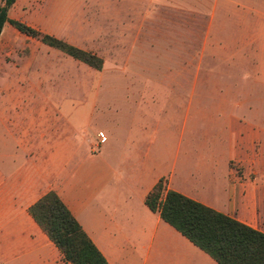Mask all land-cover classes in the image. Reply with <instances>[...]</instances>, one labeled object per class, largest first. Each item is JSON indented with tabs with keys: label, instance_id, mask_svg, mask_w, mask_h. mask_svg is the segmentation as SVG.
Here are the masks:
<instances>
[{
	"label": "crops",
	"instance_id": "obj_1",
	"mask_svg": "<svg viewBox=\"0 0 264 264\" xmlns=\"http://www.w3.org/2000/svg\"><path fill=\"white\" fill-rule=\"evenodd\" d=\"M105 3L119 10L116 15L123 20L105 32L149 29L192 33L191 23L162 28L156 18L182 17L185 22L207 18L205 26L197 30L205 32V72L194 73L192 67L175 72L165 67L138 73L139 87L122 93L140 99V113L130 114L126 122H113L103 131L104 140L98 137L102 130L90 136L95 106L79 107L84 114L80 124L75 116L73 122L62 125L42 123L37 138H14L10 154H0V264H69L29 215V208L49 191L57 194L108 264H217L164 223L158 213L151 212L145 198L164 180L166 190L264 233V139L250 131L247 136L239 133L227 144L226 123L231 138L236 122L233 118L226 122L224 113L220 117L219 112L231 92L230 66L236 59L224 57L226 50L221 52L208 42L209 34L223 32L231 16L241 31L242 14L250 21L261 19L262 24L254 30L264 33V0ZM130 17L138 18L137 23L143 26L130 27ZM224 17L229 19L215 23V18ZM147 18H154L152 27L144 25ZM6 25L0 41L5 39ZM157 41L159 47H180L175 41L168 45ZM233 43L236 49L247 47L241 41ZM256 44L264 49V41ZM260 58L251 59L252 65L264 64ZM219 63L225 67L221 74L216 71ZM159 64L173 66L177 62L162 60ZM196 95H205V128L201 130L193 125ZM54 112L72 116L65 106L54 108ZM237 165L247 166L248 171L241 175ZM249 176H255V182Z\"/></svg>",
	"mask_w": 264,
	"mask_h": 264
},
{
	"label": "rangeland",
	"instance_id": "obj_2",
	"mask_svg": "<svg viewBox=\"0 0 264 264\" xmlns=\"http://www.w3.org/2000/svg\"><path fill=\"white\" fill-rule=\"evenodd\" d=\"M118 13L119 10L106 5L105 0L16 1L8 12L9 19L91 52L102 58L104 64L100 71H95L18 33L7 24L5 39L0 41V154H10L14 138H37L42 123L62 125L73 122L76 116V122L80 124L83 121L80 117L84 116L78 111L80 106L96 107L95 117L89 124L90 136L94 137L97 130H102L98 133L106 137L104 132L113 122H126L130 114L138 116L140 113L137 108L140 99L135 96L126 98L122 93L124 89L139 87L136 75L140 72H153L154 68L163 70L165 67L175 72L190 67L194 73L205 72V47H202L205 32L197 30L205 26L207 18H188L186 22L182 17L156 18L162 28L191 23L195 30L192 33L152 32L149 29L142 32H105L109 26L122 24V17L116 15ZM228 19L215 18L214 21L218 23L219 20L221 24ZM230 19L223 32L211 33L208 38L212 47L218 46L221 52L226 50L222 54L224 57L235 58V63H240L239 66L235 63L230 66L231 92L226 95L224 109L219 112L220 117L224 113L226 122L229 118L236 122L231 138L226 123L227 144L230 139L238 138L239 133L247 136L250 131L264 139V64L256 67L250 61L257 56L264 58L263 47L256 44V41H264V33L254 30L262 20L253 18L250 21L249 16L242 14L239 20L244 26L240 31L235 26L234 16ZM147 20L144 25L152 27L154 18ZM137 21L138 18L130 17L129 26H143ZM138 40L147 43L139 44ZM157 40L166 45L175 41L180 47H159ZM238 41L247 47H233V42ZM162 60H174L177 64L161 66L159 62ZM220 64L216 71L221 74L225 67ZM131 76H135V80H130ZM198 83L200 80L196 81ZM64 106L72 116L62 117L54 112V108ZM193 113L195 128H205V95L194 96ZM237 168H240L241 175L248 171L247 166ZM248 178L256 180L255 176Z\"/></svg>",
	"mask_w": 264,
	"mask_h": 264
},
{
	"label": "trees",
	"instance_id": "obj_3",
	"mask_svg": "<svg viewBox=\"0 0 264 264\" xmlns=\"http://www.w3.org/2000/svg\"><path fill=\"white\" fill-rule=\"evenodd\" d=\"M17 0H0V35L5 24L87 67L100 71L104 61L66 41L19 21L8 12ZM145 205L217 264H264V233L165 189L159 180ZM29 215L69 264H108L57 194L49 191L29 208Z\"/></svg>",
	"mask_w": 264,
	"mask_h": 264
},
{
	"label": "built area",
	"instance_id": "obj_4",
	"mask_svg": "<svg viewBox=\"0 0 264 264\" xmlns=\"http://www.w3.org/2000/svg\"><path fill=\"white\" fill-rule=\"evenodd\" d=\"M98 137H99L100 140L103 139V138H102L103 136H102L101 134H99ZM103 140H104V139H103Z\"/></svg>",
	"mask_w": 264,
	"mask_h": 264
}]
</instances>
